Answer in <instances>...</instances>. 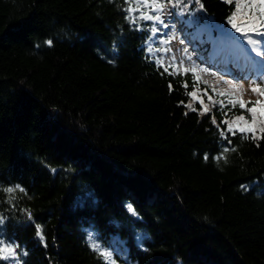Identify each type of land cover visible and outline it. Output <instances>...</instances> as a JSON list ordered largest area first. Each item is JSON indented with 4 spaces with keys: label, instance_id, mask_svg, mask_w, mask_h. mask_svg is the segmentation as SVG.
Wrapping results in <instances>:
<instances>
[{
    "label": "trees",
    "instance_id": "trees-1",
    "mask_svg": "<svg viewBox=\"0 0 264 264\" xmlns=\"http://www.w3.org/2000/svg\"><path fill=\"white\" fill-rule=\"evenodd\" d=\"M185 3L174 22L186 37L195 31L181 21L227 25L236 11L182 0L163 18ZM127 7L0 0V239L19 244L21 264H103L89 231L116 264H264V140L220 136L212 117H225L208 96L221 97L199 73L211 111H190L181 85L192 90V73L161 75L146 50L165 29L149 40L151 22L137 31ZM198 42L200 59L221 64ZM15 185L24 191H3Z\"/></svg>",
    "mask_w": 264,
    "mask_h": 264
},
{
    "label": "snow or ice",
    "instance_id": "snow-or-ice-1",
    "mask_svg": "<svg viewBox=\"0 0 264 264\" xmlns=\"http://www.w3.org/2000/svg\"><path fill=\"white\" fill-rule=\"evenodd\" d=\"M197 4L200 5L201 11L203 10V4L200 3V0H195ZM225 3H235L236 11L227 18V25L231 26V29L235 33H239L244 40L247 41L249 45H254L259 48H253L256 56H264V0H245L246 11H242L240 0H224ZM125 3L128 7L125 9L127 15L125 19L129 23L133 24L136 27L137 31L141 30L140 21H149L151 22V36L148 37L151 40L156 36L158 32H161L162 29H175V25L172 23L173 19H179L180 16H183L184 11L187 10V4H183V8L180 13L168 12L169 20L163 18V14L168 8H175L182 4V0H125ZM240 14L241 19L237 22V14ZM200 17L192 16L186 21H181V23L193 24L196 23ZM173 40H180L179 35H168V32L163 33V37L160 40L161 45H168ZM183 43V40H180ZM47 44L51 45L52 41H46ZM147 43V41H146ZM149 53L153 51L156 52H170L171 49L167 47L153 49L149 46L146 50ZM187 50L185 49V52ZM190 59V58H189ZM110 63L112 61H109ZM155 63L158 68L163 69L161 75L177 76V75H187L192 73L193 75V86L191 91H187L188 83L185 81L181 86L185 88L186 95L190 98L189 103L185 105L190 111H199L201 115H205L211 111L204 103V96L208 95L207 89H199L198 85L200 83V78L197 75L198 72H203V69H199L195 64L191 66H185L184 61L181 60L179 63L176 62V58L172 57L167 63L164 58L156 57ZM264 63V61H261ZM222 77L218 78L219 81H222ZM228 84L229 89H238L242 88V85L235 84L232 81L225 82ZM169 90H172V84L168 85ZM250 91L258 97L255 102L244 101L243 99H237L227 90L217 92L216 88L212 89L214 95L218 94L221 99L219 101L213 100L212 96H208L209 102L213 107L219 105L220 110L224 115V119L217 123L215 116L212 117V123L217 126L220 131V136L225 139L229 144L231 140L228 139L229 136H235L238 133L242 138L252 139L256 141L264 140V80H261L260 83H253L250 85ZM227 100V104L225 103ZM181 104L184 102L181 101ZM199 103L201 105L198 110L194 104ZM251 105V106H249ZM230 106V107H229ZM239 107L241 110L240 115L233 116L231 119L228 117V113L232 108ZM227 108L228 111L225 112L224 109ZM247 114V115H245ZM187 115V113H185ZM224 125V127H221ZM259 146V145H257ZM229 150L234 151L235 149L225 148L224 152ZM205 160L208 159V155L205 154ZM222 156L214 157V159H221ZM55 171V169L53 170ZM242 188H246L245 185H241ZM3 191L11 194L16 191L23 192L24 189L20 185H15L13 187H7ZM128 211L133 215H136L135 210L131 205H127ZM29 219H31V214L29 213ZM3 218H0V224H3ZM37 236L40 237L43 241L42 229L39 225H36ZM87 239L89 241V247L93 252L97 253L98 257L102 260L103 264H116V261L113 257V250H110L108 247L103 246L98 240L94 238L93 232L89 231ZM19 244L14 242H6L3 239H0V260L8 261L11 260L14 264H21L20 259H18L17 249ZM23 255H27V252H23Z\"/></svg>",
    "mask_w": 264,
    "mask_h": 264
},
{
    "label": "rangeland",
    "instance_id": "rangeland-1",
    "mask_svg": "<svg viewBox=\"0 0 264 264\" xmlns=\"http://www.w3.org/2000/svg\"><path fill=\"white\" fill-rule=\"evenodd\" d=\"M167 10H169V8ZM168 12L169 11H167V14L164 16L167 17V20L170 19ZM174 21L175 20L173 19L172 23L175 25V29L163 30L161 33L162 37L164 32H168V35H179L180 40H183V43H181L180 40H173L168 45H161V38L156 39L154 46L158 48L167 47L171 49L170 52H156L159 57L162 56L166 63L172 57H175L177 63L183 60L185 66L195 64L199 69L204 70L203 72H198L204 84L213 86L219 91L227 90L238 99H243L244 101L255 102V100L258 99V97L250 91V85L253 81L260 83L261 80H264V63H261V61H264V56H256L255 51H253V48L259 50L257 46L249 45L239 33H235V31L231 29L230 25H218L208 21L195 25L194 23H185L187 26H192L191 28L195 31L189 33V37H186L183 33L184 27L181 28V31L178 24ZM191 40H198L199 44L206 43V45L209 46V53H216V59L221 62L220 65L222 67H218V65H216V67H211L209 65V56L203 57V60L200 59L197 55L199 54L198 51L193 49L190 43H188V41ZM185 49L187 50L186 52ZM229 62L239 63L242 65L243 70H246V72L244 74L238 73L239 67L237 68L235 66L233 69L230 67L227 68ZM217 68L220 69L216 70ZM214 70L217 72H214ZM228 70H231L230 72H232L229 76L224 72L226 71L228 73ZM220 77L223 78L222 81L218 80ZM253 78H255V80H253ZM227 81L240 84L242 85V88L229 89L228 84L225 83Z\"/></svg>",
    "mask_w": 264,
    "mask_h": 264
}]
</instances>
